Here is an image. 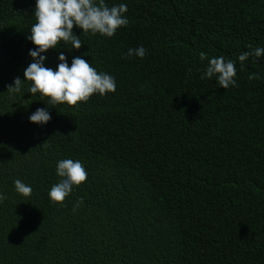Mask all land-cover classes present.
<instances>
[{"label": "trees", "instance_id": "trees-1", "mask_svg": "<svg viewBox=\"0 0 264 264\" xmlns=\"http://www.w3.org/2000/svg\"><path fill=\"white\" fill-rule=\"evenodd\" d=\"M35 3L0 0V264H264V55L238 59L264 48V0H105L127 5V26H74L80 49L41 53L54 70L63 52L115 77L78 108L30 81L7 91L33 62ZM140 46L143 59L124 58ZM221 56L237 86L201 78ZM37 108L47 124L29 120ZM62 159L88 174L63 206L48 195Z\"/></svg>", "mask_w": 264, "mask_h": 264}, {"label": "clouds", "instance_id": "clouds-1", "mask_svg": "<svg viewBox=\"0 0 264 264\" xmlns=\"http://www.w3.org/2000/svg\"><path fill=\"white\" fill-rule=\"evenodd\" d=\"M128 11L126 4H119L108 7L105 0H36L34 23L27 37L36 47L29 50L32 61L24 70V80L19 76L14 78V83L7 86L10 93H20L24 81H30L28 89L32 95L39 93L43 97H48V103L52 105L64 104L78 108L81 102L86 103L94 94L101 96L109 92L116 91L115 77L106 73L98 72L92 67L89 61L76 56L72 59L71 66L63 52L58 56L60 63L56 69L46 67L45 55L49 49H56L61 42L72 44V48L80 49L82 42L74 34V26L92 35L99 33L102 36L113 37L120 27L129 24V20L124 15ZM252 48L251 45L248 46ZM147 54V49L143 46L129 48L124 58L138 56L143 59ZM264 55V48L256 47L252 51H245L239 57L241 69L244 61L250 56L260 57ZM200 60L208 59L207 53L199 54ZM190 71V70H189ZM216 76L218 84L224 89L236 84V67L232 60L225 61L224 57H213L204 70L202 79H211ZM258 78L256 73L248 77ZM29 120L37 124H47L51 120V115L46 108H37ZM57 175L61 178L58 183L52 185L48 195L53 203L64 205L74 187L81 186L87 181V171L80 160L62 159L57 162ZM15 190L29 198L33 189L20 179L14 181ZM7 199L4 193H0V203ZM83 203V198L79 200L75 207Z\"/></svg>", "mask_w": 264, "mask_h": 264}]
</instances>
